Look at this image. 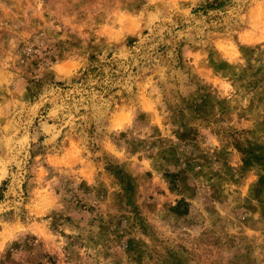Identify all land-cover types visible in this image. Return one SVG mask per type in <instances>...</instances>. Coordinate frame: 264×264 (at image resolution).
Segmentation results:
<instances>
[{"label": "rangeland", "instance_id": "obj_1", "mask_svg": "<svg viewBox=\"0 0 264 264\" xmlns=\"http://www.w3.org/2000/svg\"><path fill=\"white\" fill-rule=\"evenodd\" d=\"M0 264H264V0H0Z\"/></svg>", "mask_w": 264, "mask_h": 264}]
</instances>
